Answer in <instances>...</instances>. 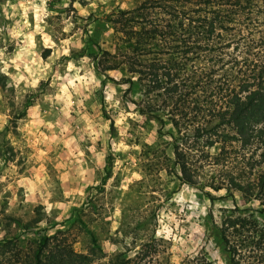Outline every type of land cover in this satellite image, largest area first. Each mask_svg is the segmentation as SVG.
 Segmentation results:
<instances>
[{"label": "rangeland", "instance_id": "obj_1", "mask_svg": "<svg viewBox=\"0 0 264 264\" xmlns=\"http://www.w3.org/2000/svg\"><path fill=\"white\" fill-rule=\"evenodd\" d=\"M133 2L0 0V241L28 251L63 230L101 264L152 240L170 264H229L215 224L233 200L210 190L212 201L160 166L146 171L144 145L173 156L170 138L127 100L119 69L95 66L98 46L116 53L108 15Z\"/></svg>", "mask_w": 264, "mask_h": 264}, {"label": "trees", "instance_id": "obj_2", "mask_svg": "<svg viewBox=\"0 0 264 264\" xmlns=\"http://www.w3.org/2000/svg\"><path fill=\"white\" fill-rule=\"evenodd\" d=\"M104 29L116 53L98 46L105 60L95 66L104 75L119 69L127 100L170 138L173 156L144 145L146 171L160 166L212 201L211 191H225L233 207L215 225L229 264H264V0H134ZM65 232L44 234L28 251L3 238L0 264H101L60 239ZM154 244L107 264H170ZM180 264L215 263L196 255Z\"/></svg>", "mask_w": 264, "mask_h": 264}]
</instances>
